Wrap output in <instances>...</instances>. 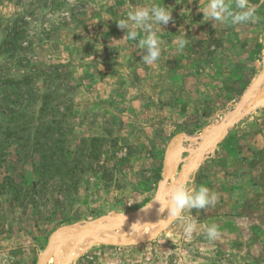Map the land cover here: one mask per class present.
<instances>
[{"label": "rangeland", "instance_id": "374dc122", "mask_svg": "<svg viewBox=\"0 0 264 264\" xmlns=\"http://www.w3.org/2000/svg\"><path fill=\"white\" fill-rule=\"evenodd\" d=\"M207 2L0 0V264H264V102L250 103L264 96V0L238 24L208 20ZM154 3L175 23L147 65L146 34L129 21L137 38L121 40L116 20ZM181 183L217 203L171 220ZM143 215L156 234L129 242ZM94 222L122 241L75 242Z\"/></svg>", "mask_w": 264, "mask_h": 264}, {"label": "clouds", "instance_id": "9594fccd", "mask_svg": "<svg viewBox=\"0 0 264 264\" xmlns=\"http://www.w3.org/2000/svg\"><path fill=\"white\" fill-rule=\"evenodd\" d=\"M172 9L164 4H150L146 6H136L127 14L126 20H116L118 27L127 29V34L123 39L137 38V31L130 30L129 21L136 28L141 29L146 35L139 40L138 47L145 50L142 56V62L151 65L159 60L161 56L160 40L158 31L161 26H166L170 21L174 24L172 18ZM204 17L208 20L231 22L232 24L244 23L253 20L255 17V6L250 4L249 0H234V5L226 3V0H208L203 10L200 9ZM187 43V39L178 35V47L176 51H181ZM218 197L205 186H199L193 189L183 183L174 186L163 206L169 209V218L171 220L183 221L186 219L184 213L186 210L204 209L208 206H214ZM156 201V200H154ZM196 222L187 220L183 232L186 237L190 236L196 230ZM218 236L217 225L213 224L207 228L208 239H215Z\"/></svg>", "mask_w": 264, "mask_h": 264}, {"label": "bare ground", "instance_id": "6f19581e", "mask_svg": "<svg viewBox=\"0 0 264 264\" xmlns=\"http://www.w3.org/2000/svg\"><path fill=\"white\" fill-rule=\"evenodd\" d=\"M264 102V96L262 95L261 91L257 92V94L253 97V99H250V103L251 105L252 104H256V103H263ZM246 104V103H245ZM249 105V104H248ZM247 105V106H248ZM250 108V106H249ZM245 111V110H244ZM160 204V203H159ZM161 206V205H160ZM161 211V208L159 210V212ZM155 217V216H154ZM152 217V218H154ZM151 218H148V220H150ZM144 220L146 219H142L140 220L137 225H131L129 226L128 228H122V229H126V230H131L130 232H128V236H129V242H135V243H140V242H144V241H147V240H150L157 232V228H158V225L156 224L155 220H150V222H144ZM143 221V222H142ZM113 230H116V229H113ZM76 231V230H75ZM89 231H101L99 233H96L94 237H92V239L88 240L87 242L88 243H92L94 241L96 242H102V243H117L119 242L122 238L118 236L116 237V234L115 233H105L103 231H112V230H98V229H91V230H86V231H83L82 233H80L79 235L78 234H75V237H74V241L76 242L77 240L80 239V236L86 232H89ZM114 232V231H113ZM75 233V232H74ZM73 233V234H74ZM64 235H67L64 234ZM127 235V234H126ZM58 237H62V235L58 236ZM57 237V238H58ZM72 237V236H71ZM83 237V236H82ZM125 238V237H124ZM73 239V238H72ZM71 239V240H72ZM86 241V240H85ZM122 241V240H121ZM61 241H59L58 243H60ZM65 243V241H64ZM63 244V243H62ZM72 244V241L69 242V245ZM57 245V244H56ZM60 245V244H59ZM76 243L74 245V247H72V251L76 249ZM77 251V249H76ZM75 251V252H76ZM71 259V256H67L65 260H63V262L61 264H67V261H69Z\"/></svg>", "mask_w": 264, "mask_h": 264}, {"label": "water", "instance_id": "95a60500", "mask_svg": "<svg viewBox=\"0 0 264 264\" xmlns=\"http://www.w3.org/2000/svg\"><path fill=\"white\" fill-rule=\"evenodd\" d=\"M231 123H228L227 124V126H229ZM217 141H215V143H216ZM168 170H170V169H168ZM146 215H143V216H141V217H139V218H136V219H134V220H132L133 221V223H134V225H136L138 222H139V220H141V218H144ZM108 221H110V223H114V224H120V225H123V226H126V225H128L129 224V222L131 221H125V220H109V219H107ZM91 229H98V230H100V229H102L101 227H99V225H98V223L97 222H94V223H91V224H89V225H86V226H84L82 229H80L76 234H80V233H82L83 231H86V230H91Z\"/></svg>", "mask_w": 264, "mask_h": 264}, {"label": "trees", "instance_id": "16d2710c", "mask_svg": "<svg viewBox=\"0 0 264 264\" xmlns=\"http://www.w3.org/2000/svg\"><path fill=\"white\" fill-rule=\"evenodd\" d=\"M20 159H22V158L19 155L15 158V160H20ZM14 177H15V179H18V180H21L23 178L21 167H20V169H16ZM14 177H13V179H14Z\"/></svg>", "mask_w": 264, "mask_h": 264}]
</instances>
